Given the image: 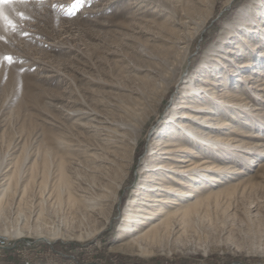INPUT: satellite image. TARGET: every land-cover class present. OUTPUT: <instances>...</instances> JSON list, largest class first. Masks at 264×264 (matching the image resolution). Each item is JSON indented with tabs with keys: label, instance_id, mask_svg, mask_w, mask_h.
Wrapping results in <instances>:
<instances>
[{
	"label": "rangeland",
	"instance_id": "obj_1",
	"mask_svg": "<svg viewBox=\"0 0 264 264\" xmlns=\"http://www.w3.org/2000/svg\"><path fill=\"white\" fill-rule=\"evenodd\" d=\"M0 8L15 25L0 18V238L15 244L0 250V264H21L14 248L25 240L32 264H264L262 110L242 112L223 134L232 146L210 152L217 194L209 202L168 218L136 254L115 241L132 189L166 155L160 139L187 121L185 84L222 76L240 44L239 76L225 81L264 104V49L254 53L247 42L264 45V0H16ZM117 125L127 128L124 144L109 148ZM57 227L72 237H35Z\"/></svg>",
	"mask_w": 264,
	"mask_h": 264
},
{
	"label": "bare ground",
	"instance_id": "obj_2",
	"mask_svg": "<svg viewBox=\"0 0 264 264\" xmlns=\"http://www.w3.org/2000/svg\"><path fill=\"white\" fill-rule=\"evenodd\" d=\"M244 21L248 23L246 29H250L249 26L253 21L247 16L244 17ZM247 36L249 37V33ZM263 39L264 35L261 41ZM247 42L254 53L257 48L264 49L262 43H257L250 38ZM235 47L236 53L232 52L236 56L242 55V45ZM236 56L227 57L229 62L223 61L227 70L222 76L210 79L204 75L199 85L192 83L184 85L187 93L181 101L184 108L181 117H185L187 121H180L179 131H175L168 138L160 139L162 153L166 154L164 159L158 156V162L153 165L152 169L155 171L132 189V196L124 208L121 226L115 238V241H120L118 249L136 254L141 249L140 243L143 240H154L166 230L168 218L186 219L192 205L209 202L211 197L217 194L210 187L214 177L209 172L217 167L210 159V152L215 148L232 146L224 140L226 135L223 134H226L225 131L235 130L234 123L241 122L242 112L254 118H257L259 111L264 112V104L252 102L249 96L245 97L238 84L230 88L226 83V79L239 76L237 72L242 65L237 62ZM259 85L257 90L264 91V83ZM217 86L222 88L217 89ZM258 95L259 93L254 91L255 99ZM261 100L264 102L263 94ZM122 128L127 129L125 126H118L111 130L112 133L107 140L109 148H120L124 144L126 133ZM245 136H250V133H246ZM235 141L243 142L240 139H235ZM198 149H203L205 152L200 153ZM248 160L254 161L255 159L249 157ZM204 179L207 183H204L201 189L195 186L197 182L201 183ZM192 198L193 200H190ZM16 233L23 232L17 230ZM35 237L53 242L72 236L64 235L57 227L46 232L38 231Z\"/></svg>",
	"mask_w": 264,
	"mask_h": 264
},
{
	"label": "built area",
	"instance_id": "obj_3",
	"mask_svg": "<svg viewBox=\"0 0 264 264\" xmlns=\"http://www.w3.org/2000/svg\"><path fill=\"white\" fill-rule=\"evenodd\" d=\"M25 244L23 245L22 248L16 249L14 248V251L17 255V257H19V260L21 262V264H32V258L29 257V254L27 255L28 252V246L30 247L33 242L29 241V240H25ZM10 242L6 241L4 238H0V250L5 249V248H12L15 246V244L11 247H9Z\"/></svg>",
	"mask_w": 264,
	"mask_h": 264
},
{
	"label": "snow or ice",
	"instance_id": "obj_4",
	"mask_svg": "<svg viewBox=\"0 0 264 264\" xmlns=\"http://www.w3.org/2000/svg\"><path fill=\"white\" fill-rule=\"evenodd\" d=\"M16 2V0H0V5H8V6H12L14 3ZM22 2V0H21ZM18 16H23L22 13H17ZM0 18H3V20L6 22L7 26L13 30H15V25L13 24V22L4 15L2 8H0ZM6 59H9L6 57Z\"/></svg>",
	"mask_w": 264,
	"mask_h": 264
},
{
	"label": "water",
	"instance_id": "obj_5",
	"mask_svg": "<svg viewBox=\"0 0 264 264\" xmlns=\"http://www.w3.org/2000/svg\"><path fill=\"white\" fill-rule=\"evenodd\" d=\"M46 241V240H45Z\"/></svg>",
	"mask_w": 264,
	"mask_h": 264
}]
</instances>
